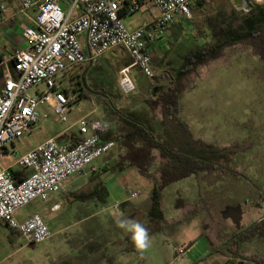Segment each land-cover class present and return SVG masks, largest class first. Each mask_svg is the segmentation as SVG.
<instances>
[{
	"label": "rangeland",
	"instance_id": "obj_1",
	"mask_svg": "<svg viewBox=\"0 0 264 264\" xmlns=\"http://www.w3.org/2000/svg\"><path fill=\"white\" fill-rule=\"evenodd\" d=\"M244 1L203 0L193 4L191 19L175 20L158 37L156 44L160 47L150 49L153 77H146L137 67L130 69L134 83L130 93L124 94L118 85L119 69L129 58L119 49L106 52L93 66L69 68L64 80L66 92L84 95H79L71 105L63 123L51 117L42 119L49 110L46 105L39 106L34 129L15 141L17 156L83 115L113 125L114 117L99 103L98 94L116 109L143 108L144 100L156 99L171 85L174 72L189 49L206 46L228 23L237 26L239 18L248 11ZM253 1L264 3V0ZM60 6L65 9L67 4L61 0ZM156 15V8L148 4L123 14L121 20L126 27L135 29ZM217 59L224 61L214 64ZM217 59L187 75L190 87L182 91L183 104L177 117L194 140L229 148L233 173L201 172L172 182L161 192V209L165 215L154 220L150 210L152 181L132 168L117 171L114 144L106 154L86 166L83 174L70 177L64 191L51 194L45 202L32 200L18 211L20 219L40 214L52 234L45 241L28 244L22 236L3 231L0 264H109L104 258L107 254L112 255L111 264H238L240 260L255 264L245 258L252 256L264 264V240L259 236L240 244L239 255L230 254L233 247L229 250L221 246L235 231L232 222L221 216L224 207L242 203L244 225L264 216V72H261L264 65L251 51L239 49L227 51ZM154 86L160 90L152 96ZM187 100L190 103L184 102ZM160 111L161 108L156 109L157 117ZM71 130L78 132L76 125ZM192 130L204 131L205 136H198ZM15 159L1 156L0 162L7 166ZM90 166L96 169L91 171ZM97 182H102L105 188L101 201L73 200L74 195L89 192ZM130 191L137 192L138 197L129 198ZM56 201H61L59 209L51 211L50 206ZM115 201L122 202L119 214L110 212ZM135 224L146 229L147 248H139L126 239L133 236L131 226ZM131 246L135 252L122 253L123 248Z\"/></svg>",
	"mask_w": 264,
	"mask_h": 264
},
{
	"label": "built area",
	"instance_id": "obj_2",
	"mask_svg": "<svg viewBox=\"0 0 264 264\" xmlns=\"http://www.w3.org/2000/svg\"><path fill=\"white\" fill-rule=\"evenodd\" d=\"M18 13L30 20L22 29L27 48L0 54V157L16 159L9 166L0 162V221L22 236L28 244L45 241L51 232L38 213L25 219L18 211L30 201L43 202L59 192L66 181L83 174L94 159L106 154L114 142L101 143L100 135L110 131L111 123L83 115L75 121L80 140L75 144L60 143L54 136L46 138L27 152L17 156L14 143L39 118V106L46 105L54 121L66 122L76 92H66L64 80L73 66H93L106 52L121 50L131 59L119 69L118 85L124 94L134 89L130 69L137 67L143 75L153 77L150 47L175 20L189 21L190 7L200 0H17ZM151 4L157 15L140 27L131 29L121 20ZM76 6L80 9L76 12ZM29 11L34 12L30 17ZM6 13L0 0V16ZM10 62L12 65L10 66ZM34 89V92H30ZM21 173L15 179L11 167ZM136 199L138 193L128 192ZM119 201L110 205L111 214H119ZM57 203L50 206L56 210ZM1 239V236H0Z\"/></svg>",
	"mask_w": 264,
	"mask_h": 264
},
{
	"label": "trees",
	"instance_id": "obj_3",
	"mask_svg": "<svg viewBox=\"0 0 264 264\" xmlns=\"http://www.w3.org/2000/svg\"><path fill=\"white\" fill-rule=\"evenodd\" d=\"M246 1L250 4V8L243 17L239 18L236 27L228 23L225 28L215 33L212 42L206 46L191 48L183 55L181 64L174 72L171 85L158 95L156 98L158 100L154 98L144 100L145 106L141 109L122 110L116 109L108 99L101 97V94L97 95L99 103L102 102L104 108L118 121V130L101 134L100 142L112 141L116 144L117 163L114 167L117 171L132 168L152 181L150 210L154 220L163 219L161 192L172 182L201 172L233 173V169H230L232 160L230 149L214 147L194 140L177 115L179 97L182 91L190 87L187 75L197 72L207 62L223 57L227 51L239 49L250 50L264 65V3ZM123 63L130 65L132 61L128 58ZM9 64L11 66L12 62ZM81 81L83 82V77ZM79 95L81 97L84 94L80 92ZM157 108H161L159 117L155 113ZM156 120L159 123L158 128L154 123ZM68 138L71 139L70 144L80 140L67 134H61L57 140L66 141ZM10 173L15 179L20 178L19 171L10 169ZM104 195L103 183L97 182L89 192L75 195L73 200L83 202L91 198L101 201ZM257 231H264V219L254 221L243 230H235L230 238L221 243V246L229 250L233 247L234 251L230 254L237 252L239 255L240 244L249 242ZM126 239L135 244L132 236L129 235ZM121 251L133 252L135 248L125 247ZM104 258L111 264V254H107ZM250 260L255 264H262L255 256Z\"/></svg>",
	"mask_w": 264,
	"mask_h": 264
},
{
	"label": "crops",
	"instance_id": "obj_4",
	"mask_svg": "<svg viewBox=\"0 0 264 264\" xmlns=\"http://www.w3.org/2000/svg\"><path fill=\"white\" fill-rule=\"evenodd\" d=\"M4 4H5V7H6V13L2 16H0V54L1 55H10L12 54V52L16 49H25L27 48V43L26 41L24 40L21 32H22V29L27 25V24H30V20L24 16L22 13H18L17 12V9L19 7V4H18V1L17 0H1ZM80 9L79 6H76V12H78ZM30 17H34V12L33 11H29V14H28ZM166 45V44H165ZM160 46L158 44H156V42H154L152 44V46L150 47V49L152 48H159ZM164 47V46H163ZM162 47V48H163ZM115 51V50H113ZM247 51H250V50H246L244 52H247ZM111 53V52H109ZM252 54V53H251ZM100 59V58H99ZM99 59H98V62H99ZM259 60V59H258ZM220 62V61H224V60H221V59H217L216 61H214L213 63L216 64V62ZM97 62V63H98ZM226 62V60H225ZM260 62V61H259ZM99 65V64H98ZM215 67V65H214ZM262 73L264 72V66H263V69L261 71ZM195 80V79H194ZM0 86H1V80H0ZM182 96L179 98V103H180V106H179V109H178V116L180 117V114H181V105L183 104V100H182ZM202 99H206L204 97H202ZM185 103H190L189 100L187 101H184ZM193 104V103H192ZM129 110H133V109H129ZM185 114L187 115V112H185ZM190 117V115H189ZM114 119V124L112 125L111 124V131H115V130H118V121ZM190 120V119H189ZM189 120H188V123H189ZM155 123V126L156 128L159 127V123H157V120L154 122ZM75 125V122H72L70 125H68L67 127L65 128H62V129H59L57 131H55L54 133H52L50 136H54L56 137V139H58V137L61 135V134H67L69 136H71L72 138H80V135L78 134V132H74L73 130H71V128ZM31 129H34V125L32 126ZM32 131V130H31ZM193 131V130H192ZM193 132H196V134L198 136H200L201 134L204 135V131H200V130H197V131H193ZM49 136V137H50ZM207 138V141L210 142V138L208 139ZM45 140V139H44ZM43 140V141H44ZM70 140L68 138V140L66 141H60L61 143H69L70 144ZM42 142V141H41ZM40 142V143H41ZM14 148H15V143H14ZM117 163V160L115 161L114 163V166L115 164ZM9 166V165H7ZM104 166V163L102 165H100V167H103ZM10 169H15L17 170V167H11ZM96 168H94L93 166H90V170L91 171H94ZM127 169V168H126ZM125 170V169H124ZM123 171V170H122ZM121 172V171H120ZM77 176V175H75ZM194 177L196 175H190L188 177ZM69 181V179L66 181L65 185L63 186V188L59 191L60 193L62 192V190L64 189V187L68 186L67 182ZM64 191V190H63ZM66 191V190H65ZM75 196V195H74ZM160 201H161V198H160ZM84 202V201H83ZM53 203H57L58 204V208L59 209V206H60V203L61 201L59 202H53ZM52 203V204H53ZM122 203V202H121ZM51 204V205H52ZM56 209V210H57ZM162 210V209H161ZM163 212V211H162ZM18 215V214H17ZM164 213H163V217H164ZM20 219V218H19ZM25 219V218H24ZM21 220V219H20ZM5 230H8L10 233H15V231L9 229L6 227V225L0 221V233H1V236H2V232L5 231ZM156 231L160 232V230L156 229ZM162 231V229H161ZM52 234V233H51ZM233 234V233H232ZM232 236V235H231ZM135 252V251H133ZM123 253V252H122ZM127 253H130V252H127ZM123 254H126V253H123Z\"/></svg>",
	"mask_w": 264,
	"mask_h": 264
},
{
	"label": "water",
	"instance_id": "obj_5",
	"mask_svg": "<svg viewBox=\"0 0 264 264\" xmlns=\"http://www.w3.org/2000/svg\"><path fill=\"white\" fill-rule=\"evenodd\" d=\"M245 5L247 10L250 8V4L245 0ZM160 90L159 86H154L151 90V95L154 96L156 91ZM243 207L241 204H236L234 206H226L221 211V216L224 219H229L236 230H240L244 226L242 221Z\"/></svg>",
	"mask_w": 264,
	"mask_h": 264
},
{
	"label": "clouds",
	"instance_id": "obj_6",
	"mask_svg": "<svg viewBox=\"0 0 264 264\" xmlns=\"http://www.w3.org/2000/svg\"><path fill=\"white\" fill-rule=\"evenodd\" d=\"M125 225L123 222L121 223V227H124ZM131 230L133 232V240L137 247L139 248H147L149 246L148 237L146 234V229L143 228L139 224H135L131 226Z\"/></svg>",
	"mask_w": 264,
	"mask_h": 264
},
{
	"label": "flooded vegetation",
	"instance_id": "obj_7",
	"mask_svg": "<svg viewBox=\"0 0 264 264\" xmlns=\"http://www.w3.org/2000/svg\"><path fill=\"white\" fill-rule=\"evenodd\" d=\"M240 204L243 205L242 203H240ZM259 219H264V216H262V217H260V218H258V219H256V220H259ZM256 220H254V221H256ZM254 221H253V222H254ZM253 222H251V223H253ZM251 223H250V224H251ZM250 224H248V225H250ZM248 225H244L240 230L245 229V227L248 226ZM235 230H236V229H235ZM240 230H237V231H240ZM259 234H261V235H259ZM255 236H259L260 238H262V239L264 240V231H263V232H259V231H257V232L255 233V235L251 238V240H250L249 242H251ZM245 243H246V242H245ZM252 257H253V256H252ZM252 257H245V258L251 259ZM252 262H253V261H252ZM238 264H246V263H244V261L240 260V261L238 262Z\"/></svg>",
	"mask_w": 264,
	"mask_h": 264
}]
</instances>
